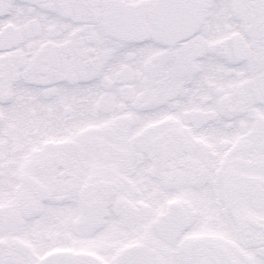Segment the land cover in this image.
<instances>
[{
    "label": "snow or ice",
    "instance_id": "snow-or-ice-1",
    "mask_svg": "<svg viewBox=\"0 0 264 264\" xmlns=\"http://www.w3.org/2000/svg\"><path fill=\"white\" fill-rule=\"evenodd\" d=\"M0 264H264V0H0Z\"/></svg>",
    "mask_w": 264,
    "mask_h": 264
}]
</instances>
